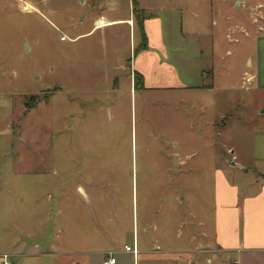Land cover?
Listing matches in <instances>:
<instances>
[{
  "label": "rangeland",
  "instance_id": "obj_1",
  "mask_svg": "<svg viewBox=\"0 0 264 264\" xmlns=\"http://www.w3.org/2000/svg\"><path fill=\"white\" fill-rule=\"evenodd\" d=\"M136 1L152 20L147 59L167 90L132 87L119 71V90L106 93V74L141 47L139 26L134 17L135 26L88 33L97 17L129 20L132 0L108 4L112 12L99 9L102 0H0V257L13 264H36L27 256L41 236L26 233L46 212L60 223L74 216L73 230L79 215L80 228H118L122 245L133 243V221L141 229L152 214L169 235L184 231L172 200L213 197L220 159L230 161L243 139L250 147L264 109L250 79L264 65V0ZM211 71L213 82L202 77ZM176 81L192 89L174 90ZM27 103L38 108L28 113ZM211 143L215 185L209 168L205 180L194 161L180 164L195 149L196 160L206 150L210 158Z\"/></svg>",
  "mask_w": 264,
  "mask_h": 264
},
{
  "label": "crops",
  "instance_id": "obj_2",
  "mask_svg": "<svg viewBox=\"0 0 264 264\" xmlns=\"http://www.w3.org/2000/svg\"><path fill=\"white\" fill-rule=\"evenodd\" d=\"M102 1L99 9L112 12V7L107 5L117 0ZM138 6L140 11L146 10L141 8L139 3ZM133 9L132 0L129 20L107 19L105 16L95 18L94 27L88 35L107 27L124 24L135 26ZM261 17L264 20V16ZM102 21L105 22L104 27L99 26ZM151 21L146 20L143 25L148 41L147 47L152 44L148 28ZM154 22L160 31V20L159 22L154 20ZM158 42L160 43V40ZM141 43L140 35L136 47H139ZM147 55V49L138 50L127 60L131 61L129 67H127V61L115 65L112 69L113 74L110 72L104 78L106 93H115L119 90L120 79L115 73L119 71L124 75L128 72L132 87L135 85L134 76L139 75L143 79L144 89H169L161 78L157 62H153L152 66ZM152 57H154L153 61L157 58L156 55ZM262 60H264V54ZM208 76L213 82L215 73L211 71L202 74L203 78ZM250 79L256 84L257 91H264V65L262 70L258 67L256 74L250 76ZM212 82L211 85H203L206 87L193 89H213ZM176 86L174 90L192 89L179 81H176ZM60 92V90L57 91V93ZM37 108L38 106L28 113L34 112ZM254 121L256 124L254 131L250 134V147L245 146L243 139L240 147L232 151L234 156L230 161L220 159V166L216 173V194L214 193L213 197L181 194L170 203V208L179 219V227H183L184 231L181 228L173 236L169 235L164 232L163 227L160 229L155 224L156 215L152 214L142 219L141 229L138 220L137 229L133 221L131 232L133 243L122 245L120 241L122 232L118 228L103 230L102 225L96 222L91 228H80V225H84L79 222V215L77 216L79 228L73 230L74 216H68L62 224L51 212H46L44 216H39L36 229L26 233L32 240L35 235L41 236L39 242L35 241V244L30 247L32 252L27 257L33 258L36 264H56L53 260L50 262L46 260L54 255L69 257L61 264H104L110 254L116 258L115 264H264V109L261 106L256 111ZM202 154L203 152L196 149L190 155L186 152L185 158L180 159V164L185 166L187 162L194 161L192 170L199 171L205 180L209 168L213 172L215 185L212 143L209 151L211 157H204L208 154L206 150L205 155L196 160ZM184 183L185 181L181 180L179 184L183 186ZM78 192L86 202H90V197L81 186L78 187ZM164 202L167 203V201ZM54 228L57 230L55 235ZM126 246L135 248L138 254L126 252ZM26 248L28 244L23 241L18 245L21 251Z\"/></svg>",
  "mask_w": 264,
  "mask_h": 264
},
{
  "label": "trees",
  "instance_id": "obj_3",
  "mask_svg": "<svg viewBox=\"0 0 264 264\" xmlns=\"http://www.w3.org/2000/svg\"><path fill=\"white\" fill-rule=\"evenodd\" d=\"M133 6H134V9H133V15L138 23V26H139V30H140V35H141V40H142V43H141V47L139 50H144V49H147V37H146V34H145V31H144V16H143V13L142 11L139 10V6H138V2L136 0H133ZM142 15V16H141ZM135 86L136 88H141L143 87V79L141 76L139 75H135ZM36 108V105L34 106H31L29 103H27V110L30 111L32 109Z\"/></svg>",
  "mask_w": 264,
  "mask_h": 264
},
{
  "label": "built area",
  "instance_id": "obj_4",
  "mask_svg": "<svg viewBox=\"0 0 264 264\" xmlns=\"http://www.w3.org/2000/svg\"><path fill=\"white\" fill-rule=\"evenodd\" d=\"M125 251L126 252H132L134 255L138 254V251L135 248L133 249V248L127 247V246L125 247ZM0 260H1V264H13L10 261V257L8 255H4V256L0 257ZM115 263H116V258L114 257L113 254H110L108 256V259L104 262V264H115Z\"/></svg>",
  "mask_w": 264,
  "mask_h": 264
}]
</instances>
